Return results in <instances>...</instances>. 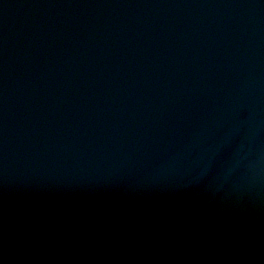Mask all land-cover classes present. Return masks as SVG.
Segmentation results:
<instances>
[{
  "label": "water",
  "instance_id": "water-1",
  "mask_svg": "<svg viewBox=\"0 0 264 264\" xmlns=\"http://www.w3.org/2000/svg\"><path fill=\"white\" fill-rule=\"evenodd\" d=\"M264 264V0H0V264Z\"/></svg>",
  "mask_w": 264,
  "mask_h": 264
},
{
  "label": "clouds",
  "instance_id": "clouds-1",
  "mask_svg": "<svg viewBox=\"0 0 264 264\" xmlns=\"http://www.w3.org/2000/svg\"><path fill=\"white\" fill-rule=\"evenodd\" d=\"M115 264H188L186 258L174 256L166 250H159L149 254L125 256L121 254L114 258Z\"/></svg>",
  "mask_w": 264,
  "mask_h": 264
}]
</instances>
